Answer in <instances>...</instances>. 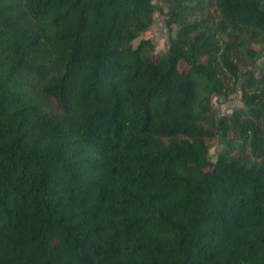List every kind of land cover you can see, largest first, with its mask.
Returning a JSON list of instances; mask_svg holds the SVG:
<instances>
[{
  "label": "trees",
  "instance_id": "obj_1",
  "mask_svg": "<svg viewBox=\"0 0 264 264\" xmlns=\"http://www.w3.org/2000/svg\"><path fill=\"white\" fill-rule=\"evenodd\" d=\"M156 1L0 0V264H264V0Z\"/></svg>",
  "mask_w": 264,
  "mask_h": 264
},
{
  "label": "rangeland",
  "instance_id": "obj_2",
  "mask_svg": "<svg viewBox=\"0 0 264 264\" xmlns=\"http://www.w3.org/2000/svg\"><path fill=\"white\" fill-rule=\"evenodd\" d=\"M165 0H158L155 2L156 5L161 6ZM166 11V9H165ZM173 36V33L169 32L168 27L166 26L165 17L158 11L154 13V21L149 30L143 35V39L150 40L154 45L153 56L157 58L159 56L164 55L169 48L170 38ZM255 48H259L255 46ZM264 60L263 54L259 61L256 64L255 72L259 73V66ZM180 70H187V66L184 63L180 64ZM213 105L219 111L220 115H229L233 113L234 110L240 109L244 107L243 103V94L241 90H237L236 93L230 94L226 98L224 97H216L213 99ZM221 150V146L219 144H215L210 154L214 158L218 152Z\"/></svg>",
  "mask_w": 264,
  "mask_h": 264
}]
</instances>
